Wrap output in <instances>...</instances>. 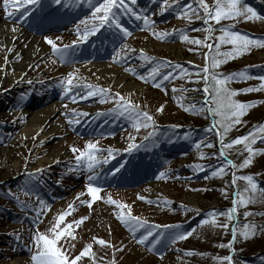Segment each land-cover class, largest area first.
Here are the masks:
<instances>
[{
	"label": "rangeland",
	"instance_id": "rangeland-1",
	"mask_svg": "<svg viewBox=\"0 0 264 264\" xmlns=\"http://www.w3.org/2000/svg\"><path fill=\"white\" fill-rule=\"evenodd\" d=\"M245 2L264 17V0ZM96 3L97 0H65L58 5L53 0H38L19 9L10 6L6 12L0 0L1 21L34 33L44 52L43 58L27 67L19 69L23 64V58L19 57L11 66L6 63L0 69V264L13 261L33 264V236L37 232L49 234L58 216L68 211L70 205L73 206L71 214L61 227L74 224L82 217L87 219L78 227L74 225L75 240H62L61 244L73 256L92 244L95 264H111L113 260L115 264H219L217 258L229 255L233 264H264V198L258 197L247 207H239L237 232L242 231L244 224H254L258 230L254 237H238L234 251L220 247L232 241L231 224L228 230L201 226L213 211L223 213L232 208L237 187L243 192L247 186L246 181L238 180L237 187H233V173L238 177L250 175L264 188V141L257 139L252 145L256 155L250 166L233 169L218 157L220 144L215 130L207 131L213 123L212 117L204 112L185 111L192 104L199 108L205 99L201 91L194 90L202 89L203 81H190L200 80L197 73L204 66L208 49L182 39L186 35L190 40L205 41L209 35L202 20L194 15L191 20L181 15L182 8L192 0H137L132 5L134 11L146 16L151 27L131 14L120 13V23L130 35L125 37L115 28L105 27L81 42L79 35L85 26L90 28L95 22L92 13ZM206 3L211 6L214 0ZM8 12L13 14L9 16ZM43 25L53 29L43 32ZM221 26L264 41V19L241 18L222 21L221 25L213 22L217 31L211 34L208 43L221 34L218 31ZM77 28L81 30L79 35ZM153 33L168 35L158 38ZM46 39L61 48L69 46L68 63L53 54ZM230 48L225 46L222 51ZM141 50L154 63L141 57ZM121 57L125 59L117 62ZM177 64L183 71L172 67ZM157 65L163 74H173L160 88L154 87L150 79L147 82L140 79L141 75L147 78L151 68ZM12 70L22 72L23 79L9 81L16 74ZM217 71L223 74L245 71L251 77L234 80L228 85L231 90L259 87L264 83L259 79L264 77V47L253 45ZM184 72L190 75L185 76ZM69 73L73 74V84H91L110 91L113 96H123L142 112L152 115L155 128H141L137 132L126 118L110 114L115 107L111 99L102 103L99 96L83 98L84 89H73L66 94L60 81L66 82ZM181 88L189 91L173 92ZM234 99L255 106L242 117L241 124L232 128L225 142L264 125V90L241 91ZM161 106L162 112L158 111ZM36 112L41 116L35 121ZM47 116L61 122L58 134L49 133L54 129L52 125L29 139L31 134L27 130ZM152 131H155L154 143L144 140ZM130 135L136 137V144L144 146L129 152V145L133 143ZM201 141L215 147L201 146L197 150L195 145ZM89 142L102 150L98 154L101 160L107 156L108 149L114 154L107 164L97 169L99 179L95 183L102 189L101 199L91 209L87 207L90 197L86 191L90 173L70 171L76 165L75 155L79 154H74L71 148L85 151ZM201 155L207 158L201 159ZM226 156L240 165L247 152L243 145H237L227 150ZM122 163L124 167L115 172ZM221 165L227 168L226 174L213 177L212 172ZM160 173L165 175L157 179ZM109 197L128 205L133 216L160 226L163 236L157 250L149 251L150 245L136 243L117 217L121 210L107 202ZM245 212L252 215L245 218ZM217 219L221 223L225 221L224 216ZM165 225H180L184 232L195 231L188 239L171 244ZM96 239H103L114 247L100 246ZM117 248L122 251H116ZM188 252L195 254L187 255ZM81 264H93V259L84 258Z\"/></svg>",
	"mask_w": 264,
	"mask_h": 264
},
{
	"label": "snow or ice",
	"instance_id": "snow-or-ice-1",
	"mask_svg": "<svg viewBox=\"0 0 264 264\" xmlns=\"http://www.w3.org/2000/svg\"><path fill=\"white\" fill-rule=\"evenodd\" d=\"M65 0H53V3L62 5ZM38 0H3L4 9L7 12L8 8L11 6L13 8L19 9L20 7H26L28 4H36ZM137 0H97L96 5L94 6L92 19L95 21L92 26L89 28L85 26L83 29V34L79 35L80 29L77 28V33L79 35V40L81 42L87 41L88 38L92 35L98 33L101 29L115 28L119 33H122L125 37L130 35L131 33L127 28L123 27L120 23V13L131 14L136 17L138 20H142L146 27H151V23L146 16L142 17L137 14L132 5H135ZM13 13L8 12V15L11 16ZM181 15L189 20H191L194 15L197 20H202L205 27V31L209 34L206 37L205 41L194 38L189 39L188 36L183 35L182 39L185 42H189L198 47L202 46L207 48L208 51L204 54V66L198 71L197 75L200 76V80L190 81L194 83H200L203 81L202 89H194L196 91H201L205 99L200 103L199 108L196 107L195 104L189 105L185 108V111H191L193 113H201L204 112L207 115L212 117L213 123L207 131L216 132V135L219 139L220 150L218 153V157L223 159L225 165L230 166L235 169L239 167L240 169L246 168L251 165L253 162V158L256 155V150L252 147L253 144L257 142V139L260 141H264V125H258L253 132L248 135L237 137L232 139L231 141L225 142L227 134L232 130V128L236 125L242 123V117H244L248 110L254 107L255 105L252 103H242L234 99L237 95L254 91L264 90V83H261L259 87H251L246 88L240 91L231 90L228 85L237 79H249L251 78L245 71H241L238 73H229L223 74L218 72L217 69L220 68L221 65L226 64L229 60L235 59L241 54L245 53L249 50L253 45H257L260 47H264V41L253 39L247 35L240 34L232 30L229 27L221 26L218 31L221 33L212 43H208L207 40H211V34L214 31H217L213 27V22L216 25H221L222 21L226 20H258L264 19V17L260 16L252 7H249L245 0H214V3L210 6L206 3V0H192V3L186 4L182 8ZM179 18V17H178ZM87 25L86 21H81ZM199 31V29H195ZM153 35L158 38L165 37L167 33H153ZM46 43L51 46L52 52L54 55L58 56L64 63L69 62L68 53L69 46H64L63 48L58 47L56 43H54L51 39H46ZM230 45L231 48L226 51H222V48ZM76 47V43L74 42L72 48L73 50ZM134 51V50H133ZM119 56V54H117ZM141 57L145 60H148L149 63H154L151 58L144 56L143 51L140 52ZM115 59V58H114ZM125 59V57H121L117 62H121V60ZM172 67L177 69H181L183 71L182 66L177 64ZM185 76H189L190 74L184 72ZM159 77V81L158 78ZM173 77L171 72L163 74L159 65L152 67L148 72L147 78L143 75L140 76V79L145 80L147 82L148 79L153 81V86L160 88L163 85V82L168 81ZM73 74H68L67 81H60V85L63 88L64 92L71 93L73 89H84L85 97H96L99 96L100 102H108L111 99L115 107L110 110V114H114L115 116H119L122 118H126L131 126L139 132L141 128H155V122L152 115L147 112H142L138 106L131 104L123 96L119 94H113L103 88H96L91 84H73ZM261 81H264V77H259ZM187 92L189 89L181 88V89H173V92ZM73 100L76 99L75 95H73ZM183 98V97H182ZM158 111H163V106L158 109ZM73 115H88L87 113L76 114ZM99 115V114H98ZM72 121H70L71 123ZM77 123L79 121H76ZM155 136V131L149 132L148 135L144 137L146 141H153V137ZM187 138V137H186ZM129 139L133 141L129 145L128 151L131 152L133 149L142 147L144 145H138L134 141L136 139L135 136H129ZM243 145L245 151L247 152L246 158L242 161L240 165L234 164L230 159L226 156V151L232 149L234 146ZM201 146L207 148L215 147L214 144L208 142L201 141L195 145L196 149L199 150ZM85 151H80L79 149L73 147L71 151L78 155H75L76 165L74 168H70V171H85L90 173L87 176L88 186H87V195L90 197V201L87 203V207L90 209L93 206V203L101 199V187L95 182L99 179V173L97 169L101 167L103 164H107L109 162V158L113 157V151L111 149L107 150V156L101 160L98 158V154L102 152L101 149L97 147L95 143L89 142L85 146ZM201 155V159H204ZM124 167L122 163L120 167L115 169V172H119ZM197 168H200V165H196ZM227 168L224 165H221L216 170L212 172L213 177H221L226 174ZM164 173H160L157 176V179H162L164 177ZM246 181L247 186L243 189V192L237 187V181ZM231 184L233 187H237L236 190V198L232 200L233 207L226 210L223 213H216L213 211L210 214L209 219H205L201 222V226L210 225L212 227H219L224 230H228L231 224V235L232 241L228 245H220V247H228L229 249H233V245L238 237L243 239H248L254 237L258 228L254 224H244L242 227V231L237 232L238 223V209L239 207H247L249 204L256 202L257 198H264V188H260L257 183L254 182L253 177L248 176H237L235 173L232 174ZM243 193H247L244 195ZM139 199H143V197H139ZM109 204L115 206V208L120 209L117 213V217L119 221L128 229V231L132 234V237L136 240L137 244H148L150 245L149 251L157 250V245L161 243V237L163 233L159 231V225H150L146 221L141 220L140 218L133 216L131 213V209L126 204L118 203L113 200L111 197L108 198L107 201ZM42 203V202H41ZM158 206H159V202ZM167 201L164 202L167 205ZM73 206L70 205L68 211L60 214L55 221L53 227L49 230V234L36 233L33 236V243L35 252L31 256V260L33 264H81V261L84 258L93 259V264H95L93 252V245L88 244L85 246L77 255H69L68 251L62 246L61 241L64 240L67 242L69 238L75 240L74 225L78 227L80 224L84 223L87 219L86 217H82L80 220H77L73 223H69L61 227L64 224V221L68 215L71 214ZM127 209V211H124ZM187 211V209H185ZM245 218L252 213L245 212ZM224 216L225 221L219 222L217 217ZM236 221L237 223H232ZM164 229L169 233L170 243L176 244L178 241H183L188 239L193 235L195 230L191 231H181L180 225H165ZM139 233V235H137ZM96 243L100 246H108L114 247L113 245L107 244L103 239H96ZM74 247V245H72ZM116 251H122V249L117 248ZM187 255H194L195 253L188 252ZM219 264H233V258L231 255L225 256L222 258H217ZM111 264H115L113 260Z\"/></svg>",
	"mask_w": 264,
	"mask_h": 264
},
{
	"label": "bare ground",
	"instance_id": "bare-ground-1",
	"mask_svg": "<svg viewBox=\"0 0 264 264\" xmlns=\"http://www.w3.org/2000/svg\"><path fill=\"white\" fill-rule=\"evenodd\" d=\"M40 42L41 41L35 37L34 33L29 32L27 28H23L19 25L15 26L12 23L4 22L0 19V69L6 63H8V66H11L13 61L19 57L23 58V64L20 65L19 69L22 67H27L33 62L39 61L44 56V52L41 50ZM11 72L16 74L14 78L9 81L16 82L20 79H23L22 72H19V70H12ZM39 115L41 116V113H34L33 120L36 121ZM50 116L42 118L41 123H38L34 127L27 130V134H31L29 139H31V137L33 138V136H35V134H37L39 131L45 132L46 129L52 125H55L54 129H51L49 133L53 136L58 134L61 122L53 121V118ZM49 133L45 134V138ZM62 133L63 131H61L59 134ZM10 264H18V261H13Z\"/></svg>",
	"mask_w": 264,
	"mask_h": 264
}]
</instances>
